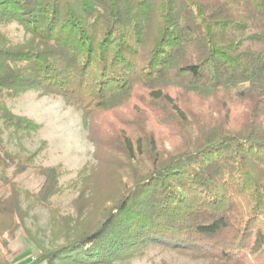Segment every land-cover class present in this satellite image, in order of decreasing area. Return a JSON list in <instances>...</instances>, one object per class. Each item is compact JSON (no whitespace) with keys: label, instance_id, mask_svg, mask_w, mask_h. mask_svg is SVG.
<instances>
[{"label":"trees","instance_id":"obj_1","mask_svg":"<svg viewBox=\"0 0 264 264\" xmlns=\"http://www.w3.org/2000/svg\"><path fill=\"white\" fill-rule=\"evenodd\" d=\"M11 23L25 38L0 29V264L27 228L23 196L49 207L62 191L60 167L3 146L42 128L8 106L29 91L81 109L98 161L75 214L51 216V244L26 229L32 264H117L150 246L264 264V0H0ZM30 168L35 191L18 183Z\"/></svg>","mask_w":264,"mask_h":264},{"label":"rangeland","instance_id":"obj_2","mask_svg":"<svg viewBox=\"0 0 264 264\" xmlns=\"http://www.w3.org/2000/svg\"><path fill=\"white\" fill-rule=\"evenodd\" d=\"M0 29L11 43L21 42L25 38L23 28L16 23L2 26ZM8 106L13 113L34 120L41 124L42 128L37 133L25 135L21 138L6 132L3 136V146L10 152L21 155L37 151L35 158L37 166H57L64 171L60 178L62 191L51 198L49 207L41 206L34 198L27 202L25 196H23L24 206L27 207L29 204L31 206L26 229L48 245L49 242L51 244V240L54 241L50 233L51 216L75 214L76 199L80 188L83 186V182L80 183V172L84 168H87L89 172L92 167L97 165L96 146L89 139V129L84 122L81 109L67 104L61 97L40 95L38 92L29 91L9 100ZM132 106L131 103L127 106L128 108H125L126 121L134 117L127 112L130 111ZM110 117L113 119L112 116ZM117 126H119L118 123ZM162 129L160 128L157 133L160 144L161 142L163 144L160 146L171 151L177 146L175 145L176 142L171 141L167 131ZM120 161L123 162V159H120ZM103 170V174L98 175L102 182L107 174L105 167H103ZM42 181L43 177L34 168H30L18 178L20 187L29 191L37 190ZM118 187L119 185H117ZM121 191L119 192L121 193ZM115 196L118 197V191H113L110 199L113 201ZM26 229L21 228L13 237L8 238L9 243L5 252L12 264H32L40 252ZM59 243H63V238L61 241L59 240ZM117 264L222 263L204 259L199 256L198 252L150 246L145 248L142 254L125 259Z\"/></svg>","mask_w":264,"mask_h":264}]
</instances>
